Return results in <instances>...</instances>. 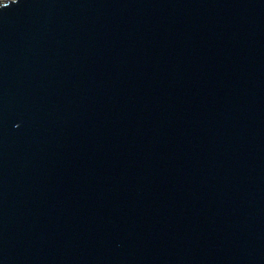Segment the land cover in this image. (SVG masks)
<instances>
[{
  "label": "water",
  "instance_id": "95a60500",
  "mask_svg": "<svg viewBox=\"0 0 264 264\" xmlns=\"http://www.w3.org/2000/svg\"><path fill=\"white\" fill-rule=\"evenodd\" d=\"M0 264H264V0H6Z\"/></svg>",
  "mask_w": 264,
  "mask_h": 264
},
{
  "label": "snow or ice",
  "instance_id": "6c2138e0",
  "mask_svg": "<svg viewBox=\"0 0 264 264\" xmlns=\"http://www.w3.org/2000/svg\"><path fill=\"white\" fill-rule=\"evenodd\" d=\"M13 5L14 3L5 4L4 6L0 7V11L7 10L10 6H13Z\"/></svg>",
  "mask_w": 264,
  "mask_h": 264
},
{
  "label": "rangeland",
  "instance_id": "374dc122",
  "mask_svg": "<svg viewBox=\"0 0 264 264\" xmlns=\"http://www.w3.org/2000/svg\"><path fill=\"white\" fill-rule=\"evenodd\" d=\"M5 1H6V0H0V2H2V3L5 2Z\"/></svg>",
  "mask_w": 264,
  "mask_h": 264
}]
</instances>
